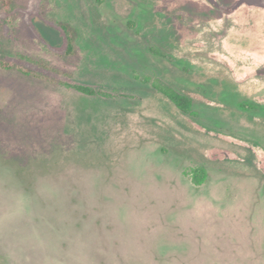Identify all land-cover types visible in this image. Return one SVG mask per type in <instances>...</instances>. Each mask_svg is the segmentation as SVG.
<instances>
[{"label": "rangeland", "instance_id": "1", "mask_svg": "<svg viewBox=\"0 0 264 264\" xmlns=\"http://www.w3.org/2000/svg\"><path fill=\"white\" fill-rule=\"evenodd\" d=\"M10 2L0 264H264V0Z\"/></svg>", "mask_w": 264, "mask_h": 264}, {"label": "trees", "instance_id": "2", "mask_svg": "<svg viewBox=\"0 0 264 264\" xmlns=\"http://www.w3.org/2000/svg\"><path fill=\"white\" fill-rule=\"evenodd\" d=\"M11 0H0V4H5V3H11ZM8 5L7 6L8 9ZM63 30L67 35L68 38V50H71L73 48V36L71 33L68 31V27L65 25L63 26ZM160 90L166 95L177 107H179L182 111L186 112L188 111V108L190 106L189 99H187L184 95H181L180 93L170 89V88H160ZM193 178L195 179L196 182H200L203 178V175L200 172H194Z\"/></svg>", "mask_w": 264, "mask_h": 264}, {"label": "water", "instance_id": "3", "mask_svg": "<svg viewBox=\"0 0 264 264\" xmlns=\"http://www.w3.org/2000/svg\"><path fill=\"white\" fill-rule=\"evenodd\" d=\"M259 0H240V2H247L248 4L258 2Z\"/></svg>", "mask_w": 264, "mask_h": 264}]
</instances>
